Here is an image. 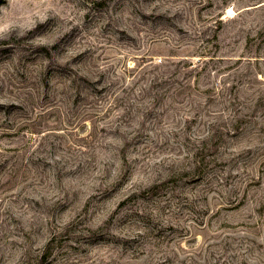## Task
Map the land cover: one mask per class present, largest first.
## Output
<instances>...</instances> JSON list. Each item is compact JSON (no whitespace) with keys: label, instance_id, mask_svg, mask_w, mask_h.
Listing matches in <instances>:
<instances>
[{"label":"rangeland","instance_id":"1","mask_svg":"<svg viewBox=\"0 0 264 264\" xmlns=\"http://www.w3.org/2000/svg\"><path fill=\"white\" fill-rule=\"evenodd\" d=\"M0 264H264V0H0Z\"/></svg>","mask_w":264,"mask_h":264}]
</instances>
